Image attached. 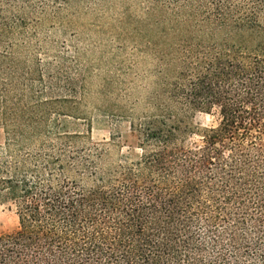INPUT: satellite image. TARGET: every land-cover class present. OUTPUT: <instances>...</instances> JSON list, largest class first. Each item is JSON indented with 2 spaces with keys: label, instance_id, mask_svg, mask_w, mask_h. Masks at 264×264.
I'll return each mask as SVG.
<instances>
[{
  "label": "trees",
  "instance_id": "1",
  "mask_svg": "<svg viewBox=\"0 0 264 264\" xmlns=\"http://www.w3.org/2000/svg\"><path fill=\"white\" fill-rule=\"evenodd\" d=\"M101 1L0 0V264H264V0H118L159 82L97 145L43 28Z\"/></svg>",
  "mask_w": 264,
  "mask_h": 264
},
{
  "label": "rangeland",
  "instance_id": "2",
  "mask_svg": "<svg viewBox=\"0 0 264 264\" xmlns=\"http://www.w3.org/2000/svg\"><path fill=\"white\" fill-rule=\"evenodd\" d=\"M136 2L103 0L90 9L72 3L57 26L43 28L44 48L52 55L58 52L66 56V70L75 72V78L83 84L81 107L92 123L91 141L97 145L110 143L111 133L129 139L124 116L129 111L141 113L147 94L158 88L157 62L143 55L141 46L133 51L127 37L132 26L126 17L142 14ZM191 122L199 129H210L216 126L217 116L196 113ZM4 141L0 130V146ZM16 228L11 205L0 195V234Z\"/></svg>",
  "mask_w": 264,
  "mask_h": 264
}]
</instances>
